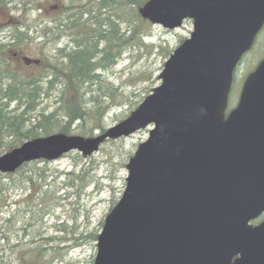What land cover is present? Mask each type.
Masks as SVG:
<instances>
[{
  "label": "water",
  "instance_id": "obj_1",
  "mask_svg": "<svg viewBox=\"0 0 264 264\" xmlns=\"http://www.w3.org/2000/svg\"><path fill=\"white\" fill-rule=\"evenodd\" d=\"M142 18L193 30L128 117L94 137L49 134L0 155V172L84 157L154 125L129 158L93 264H264V58L225 115L234 70L264 26V0H148Z\"/></svg>",
  "mask_w": 264,
  "mask_h": 264
},
{
  "label": "trees",
  "instance_id": "obj_2",
  "mask_svg": "<svg viewBox=\"0 0 264 264\" xmlns=\"http://www.w3.org/2000/svg\"><path fill=\"white\" fill-rule=\"evenodd\" d=\"M38 1L0 0V7L16 3L13 7L22 9L20 14L24 16L27 5L38 10ZM147 1L61 0L62 14L51 17L43 27L36 19L20 21L11 25L8 37L0 36V155L49 134L71 135L76 130L78 135L92 136L96 131H105L103 118L108 111L129 106L128 113L115 115V120L120 121L138 106L150 93L149 86L142 87L139 101L131 103L134 93L109 78L124 50L159 46L146 41L143 35L151 27L140 14ZM3 30L0 28V34ZM33 31L36 34L30 35ZM46 31L55 37H69L70 47L31 58L19 54L22 48L31 51L37 45L36 38L41 39ZM183 40L179 39L177 45ZM45 43L41 41V48ZM19 56L23 59L19 60ZM140 72V82L150 79L151 71L143 68ZM138 82H125L124 86H136ZM56 86H60L58 106L45 113L42 99ZM76 157L79 163L86 160L78 152ZM46 164L45 160H36L24 163L13 173H0V264H49L53 255L70 246L71 239L66 236L44 237L43 219L55 204L80 198L87 173H48L43 166ZM68 228L64 223L54 226L55 232H75L73 223L70 231ZM97 235L92 234L94 241ZM63 243L67 245L63 247Z\"/></svg>",
  "mask_w": 264,
  "mask_h": 264
},
{
  "label": "rangeland",
  "instance_id": "obj_3",
  "mask_svg": "<svg viewBox=\"0 0 264 264\" xmlns=\"http://www.w3.org/2000/svg\"><path fill=\"white\" fill-rule=\"evenodd\" d=\"M36 3H38L36 7L41 12L34 9V7L31 9L27 5L25 9L28 12L26 15L23 13L24 16L20 14L22 9H15L13 7L16 3L0 7V28L4 29L0 36L2 38L8 37L11 25L20 21L30 22V19H36L40 21L39 25L43 27L51 17L61 15L64 7L61 4V0H39ZM42 31L43 29L39 33ZM191 31V21L183 22V25L175 30H167L159 25L151 24L149 32H144L143 35L147 37L146 41L149 43L159 44L158 48H152L148 45L149 47L145 46L144 49L133 46L130 49L124 50L109 79L116 85H121L125 91L134 93L131 103L139 101L138 98L142 87L149 86V90L151 91L153 87L159 85L158 75L169 56V51L175 48L179 39L187 38ZM29 34L35 35L36 33L33 31ZM66 38L69 39L66 41H70V38L67 36L55 37L51 32L46 31L45 36H42L41 39L36 38L37 45L31 51L27 48H22L20 50L22 52L19 54L28 56V58L42 53L51 54L55 48L64 45V39ZM41 41H46L44 48H41ZM263 55L264 26L257 34L253 47L242 57L241 64L237 68L238 70L236 69L237 73L235 74L234 85L231 89L232 93L229 96L228 107L235 105L243 79L255 67ZM18 59L22 60L23 58L19 56ZM143 68L151 71L149 73L151 77L148 81L140 82L142 79L140 71ZM134 81H139L136 86H124L125 82L129 84ZM57 98L58 93H55L42 105L45 113L52 111L58 106ZM128 109L129 106L126 105L108 111L103 118L104 128H108L114 123L119 122L115 120V115L122 112L126 114L129 111ZM151 127L150 125L125 138L105 141L92 155L88 157L82 156L86 160L81 163L78 162L79 160L76 157L77 151H72L57 160L47 161V164L43 165L48 170V173H69L71 171L74 173H87L84 180L87 184L79 191L80 198L72 197L64 202L55 204L50 215L43 219V222L46 223L44 237L51 234H60L71 239L70 246L64 247L67 244L63 243L62 246L64 248L61 250V254L53 255L49 264H93L96 254V241H94L92 234L100 232L101 225L99 224L101 220L103 222L110 208L121 196L127 176L125 166L129 154L134 152L139 143L147 139L148 131ZM76 132L75 130L73 134H77ZM96 133H100V131H96L92 136L96 135ZM70 191L74 193L75 188H72ZM62 197L63 194L61 195ZM75 199L78 200V203L73 207V200ZM59 223L68 225V231H70L71 224L73 223L75 232L67 235L63 232H55L54 226Z\"/></svg>",
  "mask_w": 264,
  "mask_h": 264
},
{
  "label": "bare ground",
  "instance_id": "obj_4",
  "mask_svg": "<svg viewBox=\"0 0 264 264\" xmlns=\"http://www.w3.org/2000/svg\"><path fill=\"white\" fill-rule=\"evenodd\" d=\"M63 39V38H62ZM66 40H69L68 38H66V39H64V41H65V43H64V45L63 46H61V47H59V48H63V47H70V41H66ZM106 73H108V72H106ZM59 91H60V86H56L54 89H51V91L50 92H48V96H44V98L42 99V102H41V107H42V105L47 101V100H49L55 93H59ZM56 108V107H55ZM54 108V109H55Z\"/></svg>",
  "mask_w": 264,
  "mask_h": 264
},
{
  "label": "flooded vegetation",
  "instance_id": "obj_5",
  "mask_svg": "<svg viewBox=\"0 0 264 264\" xmlns=\"http://www.w3.org/2000/svg\"><path fill=\"white\" fill-rule=\"evenodd\" d=\"M264 219V213L255 221L252 222L253 225L258 224L259 222H261Z\"/></svg>",
  "mask_w": 264,
  "mask_h": 264
}]
</instances>
